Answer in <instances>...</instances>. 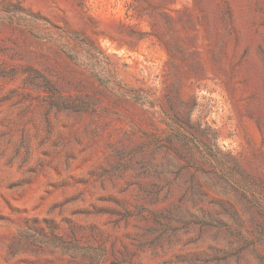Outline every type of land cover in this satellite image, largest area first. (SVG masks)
I'll return each instance as SVG.
<instances>
[{
  "label": "rangeland",
  "instance_id": "374dc122",
  "mask_svg": "<svg viewBox=\"0 0 264 264\" xmlns=\"http://www.w3.org/2000/svg\"><path fill=\"white\" fill-rule=\"evenodd\" d=\"M0 264H264V0H0Z\"/></svg>",
  "mask_w": 264,
  "mask_h": 264
}]
</instances>
